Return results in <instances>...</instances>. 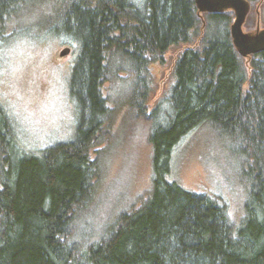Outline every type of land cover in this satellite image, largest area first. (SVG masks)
I'll list each match as a JSON object with an SVG mask.
<instances>
[{
	"label": "trees",
	"instance_id": "1",
	"mask_svg": "<svg viewBox=\"0 0 264 264\" xmlns=\"http://www.w3.org/2000/svg\"><path fill=\"white\" fill-rule=\"evenodd\" d=\"M137 1L0 0V45L43 3L53 5L55 18L48 24L42 17V29L61 24L73 40L60 41L77 44L70 139L27 148L0 103V264H264V50L237 52L230 9ZM247 1L248 18L264 24V0ZM179 44L186 47L174 62V82L149 109L151 66ZM121 113L149 125L150 183L92 233L82 213L98 190L102 152L120 141ZM200 126L238 158V222L227 203L171 176L174 149Z\"/></svg>",
	"mask_w": 264,
	"mask_h": 264
},
{
	"label": "rangeland",
	"instance_id": "2",
	"mask_svg": "<svg viewBox=\"0 0 264 264\" xmlns=\"http://www.w3.org/2000/svg\"><path fill=\"white\" fill-rule=\"evenodd\" d=\"M28 13L30 19L22 22L17 33L0 45V103L11 114L26 144L23 145L38 151L47 144L68 140L73 135L77 114H74V102L68 87L77 44L60 41L63 37L73 40L61 24L48 30L38 24L42 17L48 24L55 18L52 4L36 5ZM246 19L249 24L244 23L245 31L264 27L257 15L248 18L247 14ZM67 46L71 52L64 49ZM185 47L183 44L169 47L162 61L152 64L154 85L148 100L149 109L169 92L174 82V62ZM120 92L122 90L116 93ZM121 106L122 112L125 105ZM122 120L126 121L122 124L120 141L112 150L102 152L103 169L98 190L91 207L82 213L81 220L90 226L92 233H98L120 208H125L150 183L149 125L129 120L123 113L119 115V122ZM229 144L209 127L200 126L174 149L171 176L187 189L218 197L227 203L233 221L238 222L244 190L240 184L238 158L228 154L225 148Z\"/></svg>",
	"mask_w": 264,
	"mask_h": 264
},
{
	"label": "water",
	"instance_id": "3",
	"mask_svg": "<svg viewBox=\"0 0 264 264\" xmlns=\"http://www.w3.org/2000/svg\"><path fill=\"white\" fill-rule=\"evenodd\" d=\"M199 12L220 13L230 9L234 14L230 24L232 43L241 56L264 50V27H256L252 31L243 29L244 22L250 10L247 0H194Z\"/></svg>",
	"mask_w": 264,
	"mask_h": 264
}]
</instances>
